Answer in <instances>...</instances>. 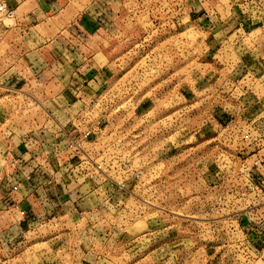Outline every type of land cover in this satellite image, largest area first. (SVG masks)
Returning a JSON list of instances; mask_svg holds the SVG:
<instances>
[{
	"label": "rangeland",
	"instance_id": "rangeland-1",
	"mask_svg": "<svg viewBox=\"0 0 264 264\" xmlns=\"http://www.w3.org/2000/svg\"><path fill=\"white\" fill-rule=\"evenodd\" d=\"M117 12L96 92L75 85L53 111L99 122L84 150L112 176L86 182L104 211L37 218L28 237L0 210V264H264V164L245 160L264 147V0H123Z\"/></svg>",
	"mask_w": 264,
	"mask_h": 264
},
{
	"label": "crops",
	"instance_id": "crops-1",
	"mask_svg": "<svg viewBox=\"0 0 264 264\" xmlns=\"http://www.w3.org/2000/svg\"><path fill=\"white\" fill-rule=\"evenodd\" d=\"M5 1L15 16L0 22V69H7L0 74V124L7 123L15 111H23L21 108H25L23 116L27 118L16 125L15 120H9L6 131L0 132V210L17 216L14 230L30 237V227L37 218L44 219V225L55 214L67 222L75 214L104 211L88 182H75L62 169L57 171L52 153L65 142V136L56 132L57 126L69 130L72 114L71 110L68 116L60 113L59 119L67 117L61 122L59 113L53 111L60 112V96L75 85L86 95L96 92L91 86L96 57L109 34L113 35L117 4L122 5L123 0H102L96 6V0ZM81 3L86 4L85 9L73 6ZM29 99L40 108H28ZM42 102H52L55 107L50 110L56 117L53 125L44 117ZM4 133L13 136L4 140ZM260 144L252 143L257 149L250 147L245 160L264 155Z\"/></svg>",
	"mask_w": 264,
	"mask_h": 264
},
{
	"label": "built area",
	"instance_id": "built-area-1",
	"mask_svg": "<svg viewBox=\"0 0 264 264\" xmlns=\"http://www.w3.org/2000/svg\"><path fill=\"white\" fill-rule=\"evenodd\" d=\"M14 16V9L9 6L5 0H0V22L3 19L14 18ZM93 99L94 98L92 96L88 102L90 110H93L97 104V101ZM76 122V124L72 122V126L69 130L64 129L61 126H57L56 132L65 136V139H63L65 141L64 144L61 147L57 145L55 152L52 153V160L54 161V165L57 167V171L62 169L64 175L69 176L71 180L75 182L77 180H83L85 182L93 183L90 182V180L95 179L96 173L108 180H112V176L106 172V169L104 168L107 164L106 160L103 163H98L84 150L87 144L95 143L97 132L102 131V129L98 127L97 123L99 122L96 121L97 123L90 126L88 124H81L80 120ZM261 163L264 164V156L256 157L252 161L253 166H261ZM124 169L126 176H129L130 180H139L142 175V170L140 168H131L128 163L126 165L124 164ZM124 178L126 179V177ZM261 182H263V180L258 181L257 184L261 186ZM116 185L122 189L125 184L120 181L116 182ZM110 195L111 194L107 196V200Z\"/></svg>",
	"mask_w": 264,
	"mask_h": 264
}]
</instances>
